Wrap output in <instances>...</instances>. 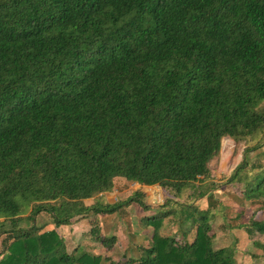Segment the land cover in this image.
<instances>
[{
	"label": "trees",
	"instance_id": "obj_1",
	"mask_svg": "<svg viewBox=\"0 0 264 264\" xmlns=\"http://www.w3.org/2000/svg\"><path fill=\"white\" fill-rule=\"evenodd\" d=\"M226 136L246 144L226 182L264 201L249 158L264 146V0H0V264H239L213 247L217 210L195 202L218 185L209 162ZM115 178L158 185L163 204L103 201ZM133 203L154 209L134 263L69 251L56 228ZM166 219L180 236L160 233ZM240 227L264 234L263 220Z\"/></svg>",
	"mask_w": 264,
	"mask_h": 264
},
{
	"label": "rangeland",
	"instance_id": "obj_2",
	"mask_svg": "<svg viewBox=\"0 0 264 264\" xmlns=\"http://www.w3.org/2000/svg\"><path fill=\"white\" fill-rule=\"evenodd\" d=\"M245 147L246 144L243 142L235 143L228 136L222 138L218 154L209 162L212 179L218 185L212 190V197L206 196L195 202L201 206L209 203L213 209L217 210L216 215L210 220L212 225L210 234L213 237L214 248L230 246L234 249L235 259L239 264H260L262 251L254 246L252 241L256 239L264 242V234L255 233L252 239H249L244 228H237V226L248 222L251 218L264 221V201L244 202L241 200V188L226 182L232 170L241 161ZM260 152H264V146L249 153V158L255 164L264 165V157H258ZM134 191L143 192L146 203L152 208H157L164 202L158 185L140 186L124 178H115L113 189L103 196L102 200H123L132 196ZM97 198L98 195L91 197L85 200V204H92ZM153 212L154 209L143 210L133 203L121 205L118 210L109 214L90 213L72 225H61L56 228L63 235L69 251L79 246L91 253H101L103 262L114 259L134 263L139 259L138 253H143L152 245V229L146 227L140 218ZM164 222L165 225L160 230L161 234L180 236L178 227L172 219H166ZM37 223L43 225L46 230L55 227L50 215L45 212L37 216ZM93 229L105 235L115 234L114 246L109 250L103 248L100 250L98 240H94ZM193 237L194 232H189L187 240L191 241Z\"/></svg>",
	"mask_w": 264,
	"mask_h": 264
}]
</instances>
